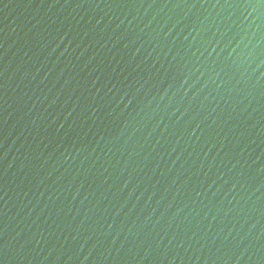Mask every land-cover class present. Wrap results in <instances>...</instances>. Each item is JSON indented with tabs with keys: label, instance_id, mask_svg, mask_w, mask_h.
<instances>
[{
	"label": "water",
	"instance_id": "water-1",
	"mask_svg": "<svg viewBox=\"0 0 264 264\" xmlns=\"http://www.w3.org/2000/svg\"><path fill=\"white\" fill-rule=\"evenodd\" d=\"M0 264H264V0H0Z\"/></svg>",
	"mask_w": 264,
	"mask_h": 264
}]
</instances>
